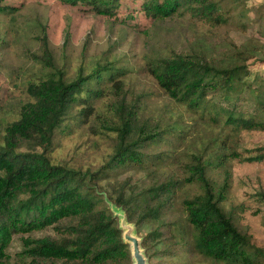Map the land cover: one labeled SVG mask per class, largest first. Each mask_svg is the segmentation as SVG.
I'll return each instance as SVG.
<instances>
[{
	"label": "trees",
	"instance_id": "16d2710c",
	"mask_svg": "<svg viewBox=\"0 0 264 264\" xmlns=\"http://www.w3.org/2000/svg\"><path fill=\"white\" fill-rule=\"evenodd\" d=\"M57 1L68 7L69 15L83 11L110 18L112 26L123 22L115 13L121 0ZM141 5L153 26L179 11L216 26L228 20L222 0H141ZM0 15L16 18L17 8L0 0ZM30 28L37 44L30 53L35 78L26 84L16 116L9 120L0 115V264H131L129 244L108 203L122 208L134 224L150 264H264V244L255 242L223 203L228 172L218 178L210 172L227 157L239 155L238 138L227 142L229 132L264 129V80L258 72L251 81L245 79L248 60L263 62L264 55L255 56L247 45L204 36L191 49L163 53L145 48L141 70L169 100L199 112L202 119L209 112L215 122L223 117L222 125L228 127L225 136L212 137L214 150L191 152L185 175L176 177L142 168L144 161L163 157L161 150L151 152V146L168 142V132L178 125L170 116L145 113L151 91L140 89L129 96L113 60H81L75 74L67 77L64 66L54 60L49 31L40 19L30 21ZM70 29L64 30L63 45ZM104 90H112L109 114L99 118V127L89 124V129L111 138L106 159L85 168L52 162L47 151L70 106L82 105L78 114L87 123L93 113L98 115L95 103ZM241 159L264 160V143ZM132 167L146 172L147 183L139 189L129 177L119 178V169ZM256 179L264 198V174ZM186 183H196L199 190L180 198L184 220L172 221L168 211ZM14 235L21 248L12 257L8 248Z\"/></svg>",
	"mask_w": 264,
	"mask_h": 264
},
{
	"label": "rangeland",
	"instance_id": "374dc122",
	"mask_svg": "<svg viewBox=\"0 0 264 264\" xmlns=\"http://www.w3.org/2000/svg\"><path fill=\"white\" fill-rule=\"evenodd\" d=\"M4 2L15 6L18 15L16 18L0 15V115L9 120L16 116V105L27 94L26 84L35 78L33 71L36 67L32 66L34 61L30 53L34 52L37 44L34 42L36 38L31 32L30 21L37 17L40 25H44L49 31L48 44L54 60L64 66L67 77L75 74L81 60L85 63L113 60L115 66L122 70L121 77L126 80L129 96L140 89L151 91L145 113L153 117L159 114L170 116L178 125L176 130L168 132V142L151 146V152L161 150L163 157L156 158L155 161H144L142 168L176 177L185 175L184 164L191 152L214 150L216 141L212 137L225 136L228 134V127L222 125L223 117L215 122L208 117L212 115L209 112L202 119L199 112H193L169 100L153 78L141 70L145 48L163 53L175 47L191 49L196 47L199 36H204L207 39H221L224 43L233 41L237 45H247L255 56L264 55V0H222V13L228 20L221 26L191 19L187 12L180 14V11L173 18L167 17L153 26L142 9L141 0H121L115 13L119 21L123 22H116L113 26L110 25V18L91 16L87 14L89 12L69 15L68 7L57 0ZM69 27L70 35L66 45H63L64 30ZM248 64L245 79L251 81L258 72L264 80V61L252 57ZM104 91V95L99 98L101 100L95 103L98 115L93 113L87 123L82 122L78 114L82 105L70 106L66 119L55 129L52 144L47 151L52 162L70 163L85 168L95 167L106 159L111 150V138L104 134H93L89 129L90 125L99 127V118L101 121V117L109 114V104L113 100L112 90ZM242 107L245 108V105ZM229 133L227 142L238 138L235 149L239 155L235 154L231 159L227 157L222 164L210 168V172L215 178L220 177L223 171L228 172L229 186L223 203L228 209H232V215L238 222L251 231L253 240L264 244V198L258 194L260 187L256 179L258 174H264V160L241 159L255 145L264 143V129H240ZM110 134L114 135L112 132ZM210 141L212 145H207ZM142 168L119 169V178L129 177L130 183H135L136 189H139L147 183L146 172ZM198 190L196 183H186L179 188L167 217L172 221L184 220L185 213L180 198ZM108 205L120 220L121 213L114 207L124 212L122 208L114 204L113 207L110 203ZM122 215L126 216L125 213ZM134 233L141 240L136 230ZM20 248L21 240L18 235H14L8 248L9 254L13 257ZM142 249L144 250L143 247ZM187 253L197 257L195 253ZM145 257L147 259L146 254ZM146 261L150 264L148 259Z\"/></svg>",
	"mask_w": 264,
	"mask_h": 264
},
{
	"label": "water",
	"instance_id": "95a60500",
	"mask_svg": "<svg viewBox=\"0 0 264 264\" xmlns=\"http://www.w3.org/2000/svg\"><path fill=\"white\" fill-rule=\"evenodd\" d=\"M110 204L113 205L112 203ZM114 208L115 210H118L119 213H121V217L120 220H118V224H119V228L122 230L121 235L123 241L129 244L131 264H148L146 261L147 259L145 257L144 250L142 249L141 246V240L134 233L135 232L134 224L130 221H127V219H125L126 216L122 215L124 212L120 211L119 208L116 207Z\"/></svg>",
	"mask_w": 264,
	"mask_h": 264
}]
</instances>
